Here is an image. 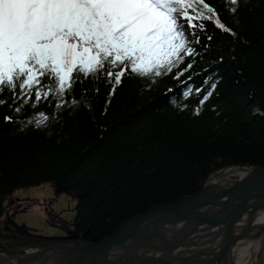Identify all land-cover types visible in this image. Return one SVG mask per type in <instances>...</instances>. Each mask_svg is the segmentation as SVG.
<instances>
[{"label":"trees","instance_id":"trees-1","mask_svg":"<svg viewBox=\"0 0 264 264\" xmlns=\"http://www.w3.org/2000/svg\"><path fill=\"white\" fill-rule=\"evenodd\" d=\"M207 2L231 32L206 21L194 46L199 55L158 82L128 76L109 95L105 78L89 77L65 95L64 107L51 96L32 107L33 95L19 113L14 108L27 97L13 104L9 93L0 95L7 98L0 106V252L97 242L151 206L195 194L213 171L264 166V0ZM41 112L49 119L37 127ZM49 182L76 199L71 228L48 212L66 230L60 238L14 219L30 207L18 205L15 191Z\"/></svg>","mask_w":264,"mask_h":264},{"label":"snow or ice","instance_id":"snow-or-ice-1","mask_svg":"<svg viewBox=\"0 0 264 264\" xmlns=\"http://www.w3.org/2000/svg\"><path fill=\"white\" fill-rule=\"evenodd\" d=\"M206 21L231 32L207 0H0V95L9 93L13 104L27 97L14 108L19 113L33 95L32 107L49 96L60 101L58 109L64 107L65 95L89 77L105 78L109 95L128 76L158 82L185 57L199 55L194 46L206 33ZM6 103L0 99V106ZM79 103L71 100L72 106ZM48 119L41 112L37 127Z\"/></svg>","mask_w":264,"mask_h":264},{"label":"water","instance_id":"water-1","mask_svg":"<svg viewBox=\"0 0 264 264\" xmlns=\"http://www.w3.org/2000/svg\"><path fill=\"white\" fill-rule=\"evenodd\" d=\"M232 166L242 168L211 172L195 194L151 206L97 242L22 246L0 252V264H264V166ZM218 242L229 249L221 260Z\"/></svg>","mask_w":264,"mask_h":264},{"label":"rangeland","instance_id":"rangeland-1","mask_svg":"<svg viewBox=\"0 0 264 264\" xmlns=\"http://www.w3.org/2000/svg\"><path fill=\"white\" fill-rule=\"evenodd\" d=\"M17 198L25 200L19 206L26 204L29 207L26 211L19 212L14 219L17 223L36 229L38 234L44 237L60 238L66 236V230L60 227L57 222L48 221L51 212L52 219L62 222L71 228L75 215L74 208L76 199L55 182H49L43 186H29L15 191ZM3 252V251H2Z\"/></svg>","mask_w":264,"mask_h":264},{"label":"flooded vegetation","instance_id":"flooded-vegetation-1","mask_svg":"<svg viewBox=\"0 0 264 264\" xmlns=\"http://www.w3.org/2000/svg\"><path fill=\"white\" fill-rule=\"evenodd\" d=\"M210 174V173H209ZM208 174V175H209ZM22 200V199H21ZM22 201H25V200H22ZM221 219H224V217H222ZM217 244H219V242L218 243H216L215 245H214V247L216 248L217 247ZM229 247H231V245L229 246ZM222 248V246L221 245H219V247L218 248H216V252H221L220 253V256H219V258H218V260H221L222 258H224L225 256H226V254L228 253V250L229 249H223ZM222 250V251H221ZM214 256V255H213Z\"/></svg>","mask_w":264,"mask_h":264},{"label":"bare ground","instance_id":"bare-ground-1","mask_svg":"<svg viewBox=\"0 0 264 264\" xmlns=\"http://www.w3.org/2000/svg\"><path fill=\"white\" fill-rule=\"evenodd\" d=\"M225 168H242V167H236V166H230V167H224V168H221L219 170H216V176H213L214 178L216 177H221L223 175V172H224V169ZM245 168H248V167H245Z\"/></svg>","mask_w":264,"mask_h":264}]
</instances>
